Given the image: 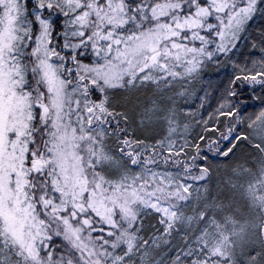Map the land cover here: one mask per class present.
Wrapping results in <instances>:
<instances>
[{
    "label": "snow or ice",
    "instance_id": "snow-or-ice-1",
    "mask_svg": "<svg viewBox=\"0 0 264 264\" xmlns=\"http://www.w3.org/2000/svg\"><path fill=\"white\" fill-rule=\"evenodd\" d=\"M0 264H264V0H0Z\"/></svg>",
    "mask_w": 264,
    "mask_h": 264
}]
</instances>
